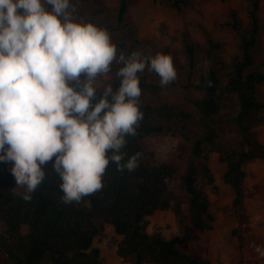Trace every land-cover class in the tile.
<instances>
[{
	"label": "trees",
	"instance_id": "16d2710c",
	"mask_svg": "<svg viewBox=\"0 0 264 264\" xmlns=\"http://www.w3.org/2000/svg\"><path fill=\"white\" fill-rule=\"evenodd\" d=\"M169 1L176 10L190 2ZM259 1L250 0L247 31H240L237 17L231 13L228 25L239 34L240 57L227 73L225 84L220 85L212 67L198 75L196 84H190L202 92L194 103L197 119L191 112L169 104L152 106L141 95L143 119L136 135L127 137L122 149L127 155L141 154L134 171L120 172L110 163L102 178V190L79 203L61 201L60 179L50 163L44 182L30 202L15 195L11 186L0 191V257L4 264H110L101 260L99 248L93 245L104 224H110L121 236L117 255L133 264H212L209 259L192 257L179 249L187 234L167 239L158 232H147L143 222L154 212L168 208L179 214L186 202L195 229L213 228L209 199L199 186L200 181L214 183L208 165L212 151L225 163L222 178L233 190L232 207L238 223L244 219L243 164L252 159L264 160V155L251 148L252 127L264 108L257 98V87L264 84V63L258 65L253 58V50L264 31L257 15ZM125 13L126 3L121 0L115 18L117 28L125 25ZM185 52L187 65L193 70L191 43L185 44ZM139 78L142 94L158 93L160 87L146 75ZM112 85L118 86L116 78ZM225 107L230 108L229 114H223ZM225 125L234 136L225 135ZM163 134L177 136L179 142L166 159L157 162L153 153L143 148V139Z\"/></svg>",
	"mask_w": 264,
	"mask_h": 264
},
{
	"label": "clouds",
	"instance_id": "9594fccd",
	"mask_svg": "<svg viewBox=\"0 0 264 264\" xmlns=\"http://www.w3.org/2000/svg\"><path fill=\"white\" fill-rule=\"evenodd\" d=\"M74 13L71 0H0V161L25 202L49 163L65 204L102 190L110 163L134 171L141 154L122 149L143 119L138 74L161 87L177 78L170 55L118 52L107 29Z\"/></svg>",
	"mask_w": 264,
	"mask_h": 264
},
{
	"label": "rangeland",
	"instance_id": "374dc122",
	"mask_svg": "<svg viewBox=\"0 0 264 264\" xmlns=\"http://www.w3.org/2000/svg\"><path fill=\"white\" fill-rule=\"evenodd\" d=\"M121 0H71L78 19L90 21L107 29L118 52L130 54L138 50L144 54L163 52L171 56L177 78L168 86L161 87L159 77L147 69L138 75L157 84L156 94L144 92L142 99L152 106L169 104L189 111L197 119L195 101L202 92L193 87L198 75L212 67L215 69L220 85L232 65L239 59V34L228 22L231 13L237 17L241 32L250 27L248 12L250 0H190L188 5L176 10L169 0H124L126 3L125 25L117 28L116 13ZM258 18L264 28V0L259 1ZM194 48V69L187 65L185 44ZM256 64L264 63V31L253 50ZM111 81V83L114 80ZM190 84H193L190 86ZM257 98L264 104V84L257 87ZM233 106V104H232ZM229 114L225 107L223 114ZM254 152L264 155V108L259 120L253 125ZM227 137L234 136L232 129L225 125ZM179 137L152 135L143 139V148L153 153L155 161H161L175 150ZM208 165L214 176V183L208 185L200 181L199 186L209 199V211L214 218L211 230L195 229L189 219L187 203L181 205L179 214L171 208L154 212L144 219L147 232H158L170 239L175 236L186 240L178 247L192 257L209 259L212 264H264L250 247V244L264 246V160L252 159L243 164L245 215L242 222L232 207L233 190L223 181L225 163L218 159L215 151L209 153ZM180 169L182 163H179ZM9 162L0 161V191L11 186L13 191H23L15 186ZM238 228V229H237ZM237 229V232H234ZM121 236L115 233L110 224H104L100 234L94 237L93 245L100 250L101 260L110 264H133L116 253ZM0 264H4L0 257Z\"/></svg>",
	"mask_w": 264,
	"mask_h": 264
}]
</instances>
